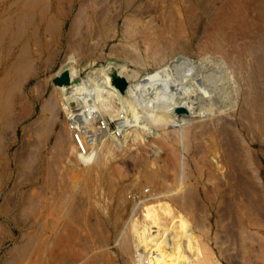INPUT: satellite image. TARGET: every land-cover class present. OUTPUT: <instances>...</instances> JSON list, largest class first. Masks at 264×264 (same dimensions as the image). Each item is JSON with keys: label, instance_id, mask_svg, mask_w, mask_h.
Masks as SVG:
<instances>
[{"label": "rangeland", "instance_id": "rangeland-1", "mask_svg": "<svg viewBox=\"0 0 264 264\" xmlns=\"http://www.w3.org/2000/svg\"><path fill=\"white\" fill-rule=\"evenodd\" d=\"M25 1L0 0V12L7 5ZM50 1L53 2H29L34 12H38L42 3L46 6L59 3L62 12L72 8L73 17L51 13L50 19L56 24L51 21L48 30L40 31L36 38L13 37L12 51L19 54L25 43L29 57L18 81L4 79L10 38L8 34H0V43L6 45L3 48L0 44V83L10 89L0 94V264H63L78 251L88 253L82 264H142L137 243L133 241L122 250L114 238L121 231L130 207L141 204L140 200L148 198L149 191L155 187L173 185L177 172L171 165L173 156L164 143L152 136L141 138L132 134L133 140L125 144L126 150L108 159L98 157L91 170L87 169L88 145L82 142L76 123L78 118H83L84 110H74L70 101L73 86L65 85L62 78L71 84L79 81V75H85L90 67L98 69L106 62L122 61V55L132 47L142 51L144 37L155 32L162 37L161 44L168 53L169 45L179 41L168 27L169 19L187 17L196 2L60 0L56 4ZM233 2L244 14L245 29L240 31L235 21L221 26L226 64L221 76L232 74L234 81L240 75L245 78L240 91L255 87L259 107L248 115L252 123L250 118L245 119V113L244 119L240 117L243 120L240 126H224L231 118L229 115L244 111L239 105L232 112L220 114L219 127L192 129L187 149L180 151L176 146L177 158L182 156L186 167L184 185L189 191L188 203L180 207H166L163 203L157 206L160 200L156 203L149 198L148 204H141L134 217L135 224L149 211L168 219L171 229L188 236L187 242L192 241L193 244H186L194 246L192 259L197 264H264V0H212L213 7H224L216 24H222ZM126 3L130 4L129 8ZM181 38L186 49L168 53L163 62L147 63L146 72L182 62L190 55L198 69L208 76L211 73L210 81H218L217 65L203 60L209 50V35L186 24ZM128 62L127 70H134L135 64ZM76 67L80 69L78 75ZM244 121L248 125L241 129ZM108 126L111 132L117 130L113 121ZM213 143L221 148L219 152L211 147ZM226 148L236 155L229 163L233 166L236 163L245 184L237 201L231 193L220 196V189L209 180L212 174L221 173L215 169L227 161L223 155ZM151 175L158 176L155 183L149 180ZM87 177H92L94 186L98 185L95 204L88 200L91 183ZM120 197L125 204L121 205ZM101 240L107 246L105 250L98 249Z\"/></svg>", "mask_w": 264, "mask_h": 264}, {"label": "bare ground", "instance_id": "bare-ground-1", "mask_svg": "<svg viewBox=\"0 0 264 264\" xmlns=\"http://www.w3.org/2000/svg\"><path fill=\"white\" fill-rule=\"evenodd\" d=\"M29 1L26 0L22 3L7 5L0 12V34H8L10 38L8 46L5 45L7 49L6 54L9 57L8 65L7 67L4 66L5 69L3 70L4 79L8 82L11 81V79L18 81V76L21 73L22 67L29 63L28 50L25 43L22 45L19 54H15L12 51L15 47L12 48L14 42L13 37L16 35H26L29 38H33V36L36 38L39 36L38 34L40 31L44 29L48 30L51 21H55L50 19L51 13H57V15H62V17L63 15H66V17H73L72 8L69 7L66 10L62 9V12L60 11L61 6L59 3L56 6L54 4L46 6L42 3L38 12H34ZM52 1L53 2H50L56 4L58 1L60 2V0ZM195 2V7L190 11L187 17L179 18V20H175L176 22L169 19L168 27L175 32L176 35L174 36L179 37L177 39L179 41L171 43L169 45V50H167L168 53L172 55L178 49H186V44L181 38L183 28L186 24L192 29L200 28L203 33L209 35L207 46L209 50L206 52L207 58L203 60L206 63L209 61V64L213 63L217 65V68L220 70L218 73L220 76L218 81H210L212 79L210 77L211 73L208 76L204 70L201 71V68L198 69L195 66L196 63L193 64L191 62L192 59L190 55L186 56L182 62L177 61L175 64L167 67L164 65L165 67L162 66L159 69H154L155 71L152 73L146 72L147 63L152 65V62H163L168 54L161 44L162 37L160 38L159 34L156 32L144 37L142 51L132 47L133 49L126 51L122 55V61H109L98 69L90 67L88 72L83 76L80 74V69L76 67L75 74H80V80H74L71 84L62 78L65 85L73 86L70 90V101L74 106V110L77 112L84 110L83 118H78L76 123L80 130L82 142L88 145L86 149L88 160L86 163L87 169L91 170L92 163L98 157L101 159L113 157L115 153L126 150L125 144L133 140L132 134H138L141 138L152 136L159 142L164 143V145H166L165 148H167L171 156H173L171 165L177 169L173 185L170 187L167 185L165 188L162 187L163 189L155 187L158 190H150L148 198L140 200L141 204L147 205L148 203L146 200H149V198L150 200H155L156 203L160 200L161 203L158 202L157 206L162 203L166 207H171V205L172 207H175V205L180 207L187 204L189 200V191L185 187L186 183L184 185L186 167L184 158H182V156L177 158L176 146L178 145L182 149L180 151H185L192 129L200 130L203 127L215 128L218 125V121L220 120L221 122L222 120L220 114H226L229 110L235 108V106L242 105L244 111L241 113L239 112L237 115H229L231 118L228 120L229 122L225 121L226 125L224 126L233 127V125H239V123L243 121H240V117L243 118V114L246 113L247 118L245 119L249 120L250 117L248 115L257 111L258 100L257 102L255 100L257 93L255 87H252V89L249 88L247 91H240L243 86L241 83L244 84L246 81L245 78L240 75L239 80L234 81L235 77L233 78L232 74L228 75V77L221 76L222 70L224 71V66L226 65L225 51L222 46L225 36L223 35L224 30L221 31V26L235 21L238 24V29L243 31L245 29V17L243 12L239 10V7L233 2L231 4V11L225 15L222 24H216L217 20L224 13L223 5L220 7H213L212 0H195ZM127 7L129 8L130 4H127L126 8ZM54 24L56 23L54 22ZM4 40L6 41L8 39ZM3 46L4 44H2V47ZM5 46L3 48H5ZM6 49H4V52H6ZM211 57L213 58L211 59ZM201 60L199 59V61ZM70 61H72V57ZM127 61L134 63L136 68L134 70H127ZM7 81L5 82L7 83ZM210 84H212V86ZM9 90L8 85L0 83V94L5 92L8 93ZM5 101H7V99ZM2 107L5 108L4 105ZM251 118L250 123H252ZM109 121L115 123L117 129L115 132L109 130ZM244 125L248 124H246V122L243 125L241 124V129L245 128ZM209 132L211 133V131ZM214 137L217 139L216 136ZM211 147L214 148L215 152H219L221 149L216 143H213ZM223 151L225 152L223 155L224 157L226 156L227 161H222L219 165L220 167L215 169L218 171L221 170V173L212 174L213 178L211 177L209 180L214 181L216 188L220 189V196L224 197V193H231L235 195V198L231 196L237 201V195L245 189V184L241 181L240 169L236 163L234 162V166L229 163L230 160L236 158V155L232 153L229 148ZM157 177L158 176L151 175L149 180L155 183V181L158 180ZM91 178L92 177L88 178L91 183L88 192V200L94 203V200L98 199L96 195L99 191L97 192L98 185L94 186L92 182L93 179ZM234 180L236 181V185L234 184L235 182H233ZM162 181L160 182L163 184ZM160 184L158 185L160 186ZM217 191L216 193H218ZM73 194L74 193H72V195ZM120 198L121 205L122 203L125 204V200L122 199V197ZM67 201L68 199H66V202ZM156 203H153L154 207ZM141 204L135 203L134 206L130 207L129 214L121 223V231L115 235L116 238H114V240H116L114 242L118 243L117 245H119L122 250L128 247L133 241L137 243L138 246L136 244L134 245L140 248V255H142L140 260H143V263L141 262L142 264H197L195 259H192V256H194V246H190L192 241H189L191 242L190 244H186L189 243L187 241L190 240V238L182 234V232H179V230L171 229L170 222L167 221L168 219L166 220V218L158 217L155 215L156 213L151 214L149 211L147 214H145L146 212L144 213L145 215L140 222L138 221L139 223H134V217L136 212L139 211V206L142 207ZM61 209L63 208L61 207ZM65 209L67 210V208ZM58 218L61 217L58 216ZM101 242L102 244L98 249L105 250L107 246L102 240ZM50 247L52 246L50 245ZM87 254V252L78 251L71 256V259L65 261L63 264H82L86 261ZM41 259L40 257L39 260L37 258L39 262ZM53 263L56 264L55 262Z\"/></svg>", "mask_w": 264, "mask_h": 264}, {"label": "built area", "instance_id": "built-area-1", "mask_svg": "<svg viewBox=\"0 0 264 264\" xmlns=\"http://www.w3.org/2000/svg\"><path fill=\"white\" fill-rule=\"evenodd\" d=\"M76 138V137H75ZM76 141H77V138H76Z\"/></svg>", "mask_w": 264, "mask_h": 264}]
</instances>
